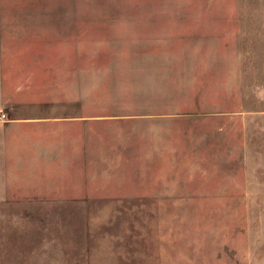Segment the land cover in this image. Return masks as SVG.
Masks as SVG:
<instances>
[{
    "label": "rangeland",
    "instance_id": "obj_1",
    "mask_svg": "<svg viewBox=\"0 0 264 264\" xmlns=\"http://www.w3.org/2000/svg\"><path fill=\"white\" fill-rule=\"evenodd\" d=\"M36 101L100 114L101 169L0 164V264H264V0H0V125Z\"/></svg>",
    "mask_w": 264,
    "mask_h": 264
},
{
    "label": "crops",
    "instance_id": "obj_2",
    "mask_svg": "<svg viewBox=\"0 0 264 264\" xmlns=\"http://www.w3.org/2000/svg\"><path fill=\"white\" fill-rule=\"evenodd\" d=\"M27 92L16 96H28ZM83 105L19 103L15 114L0 125V164L7 183L17 187L15 192L41 195L56 190L62 180L82 181L79 174L101 169L88 167V157L102 154L101 138L93 133L100 114L86 115ZM95 164L101 166L98 160ZM69 189L70 198L90 194L81 183Z\"/></svg>",
    "mask_w": 264,
    "mask_h": 264
}]
</instances>
